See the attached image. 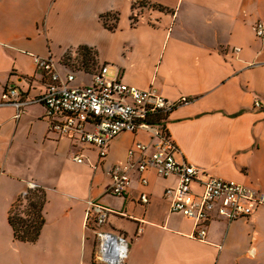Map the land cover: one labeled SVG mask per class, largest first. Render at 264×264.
Instances as JSON below:
<instances>
[{
  "label": "crops",
  "instance_id": "0c3cea01",
  "mask_svg": "<svg viewBox=\"0 0 264 264\" xmlns=\"http://www.w3.org/2000/svg\"><path fill=\"white\" fill-rule=\"evenodd\" d=\"M140 1L167 11L139 7ZM112 13L110 30L102 16L108 20ZM258 22L264 25V0H0V264H105L97 260L99 232L125 240L121 264H264V207L230 223L211 220L198 240L193 222L170 212L163 196L175 177L132 170L123 195L107 191L111 169L136 159L129 149L155 141L148 131L119 134L100 157L75 134L54 133L56 118H48L41 103L25 107L19 118L15 108L1 105L9 86L29 99L46 92L47 76L32 55L51 56L61 74L75 75L76 85L90 84L93 72L70 68L88 48L112 80L152 87L172 102L187 100L164 122L178 162L192 164L202 179L264 192V35L255 36ZM79 154L80 164L73 161ZM34 193L44 198V223L34 242L16 240L9 215ZM142 193L147 204L139 201ZM88 201L111 210L102 227L86 223Z\"/></svg>",
  "mask_w": 264,
  "mask_h": 264
},
{
  "label": "built area",
  "instance_id": "2783aa9c",
  "mask_svg": "<svg viewBox=\"0 0 264 264\" xmlns=\"http://www.w3.org/2000/svg\"><path fill=\"white\" fill-rule=\"evenodd\" d=\"M253 31L256 37L261 38L264 25L256 23ZM32 60L36 68L47 76V89L42 96L29 99L23 98L17 88L7 87L1 95V105L15 108L16 118L20 117L25 107L41 103L46 116L56 118L50 124L54 133L59 136L75 134L83 144L97 147L100 157L106 155L110 141L123 132L146 130L155 139L151 144L136 142L128 151L129 158L137 152L136 159L111 169V183L107 188L111 194L120 196L127 191L132 170L140 175L153 170L160 177H175V186L165 188L163 196L169 202L170 212L193 222V237L198 240H204L206 226L211 220L221 219L230 223L246 219L256 208L264 207V192L213 176L202 179L192 164L175 159L178 149L167 136L164 122L174 108L187 102L186 99L172 102L152 87L142 90L118 80H107L106 65L99 66L90 84L76 85L75 75L61 74L51 56L42 58L32 55ZM255 106L261 107L260 102H256ZM153 116H159L161 120L152 123ZM156 124H161L163 128ZM73 161L82 163V156L76 155ZM140 181L144 186L148 183L143 176ZM195 182L201 184L199 191L193 189ZM139 201L147 204L148 195L142 193ZM110 211L98 202L88 201L86 223L102 227ZM140 232L141 229H138ZM97 238L98 261L105 264H121L124 261L127 255L124 239L102 232L97 234Z\"/></svg>",
  "mask_w": 264,
  "mask_h": 264
},
{
  "label": "trees",
  "instance_id": "16d2710c",
  "mask_svg": "<svg viewBox=\"0 0 264 264\" xmlns=\"http://www.w3.org/2000/svg\"><path fill=\"white\" fill-rule=\"evenodd\" d=\"M139 5L145 6L148 5L149 7L159 10V11H167L165 8L162 6L156 5V4H149L145 1H140ZM105 17H109V14ZM104 17L102 16V21L103 25L112 30L115 27V24L109 25L107 24V20L103 19ZM116 18L114 17V20ZM136 21V19H133ZM81 52L84 55L90 54V50L88 48H81ZM160 119L161 117L159 116H153L151 118V122L155 123L153 120L155 119ZM44 198L41 195H37V193H34L33 197L28 199L25 202V206L27 208L26 212L24 213V218L22 216H18L15 211H12L9 215V224L12 228L13 231V236L16 240L23 241V242H34L40 233V230L42 228V225L44 223V219L42 216V206H43ZM24 205L22 203V200H18L16 202V206Z\"/></svg>",
  "mask_w": 264,
  "mask_h": 264
},
{
  "label": "rangeland",
  "instance_id": "374dc122",
  "mask_svg": "<svg viewBox=\"0 0 264 264\" xmlns=\"http://www.w3.org/2000/svg\"><path fill=\"white\" fill-rule=\"evenodd\" d=\"M139 7H146L147 9H151L148 5L142 6L140 5ZM114 17H116L115 13H112L110 15V18L107 20V24L112 25L114 24L115 20ZM73 59H71L72 61ZM73 63L70 64L71 70L75 71H82L85 73H95V71L99 68V64L95 60L94 53H90L88 55L80 54L79 56L75 57L74 60L72 61ZM107 80H112V76L110 74L106 75ZM35 188V187H34ZM27 208L25 205H22L20 207H17L15 212L18 214V216H22L24 218V213L26 212Z\"/></svg>",
  "mask_w": 264,
  "mask_h": 264
}]
</instances>
